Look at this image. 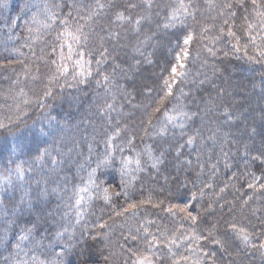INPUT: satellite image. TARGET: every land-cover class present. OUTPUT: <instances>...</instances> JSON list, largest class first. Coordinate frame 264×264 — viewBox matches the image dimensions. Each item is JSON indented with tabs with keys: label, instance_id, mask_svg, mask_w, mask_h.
I'll return each mask as SVG.
<instances>
[{
	"label": "trees",
	"instance_id": "1",
	"mask_svg": "<svg viewBox=\"0 0 264 264\" xmlns=\"http://www.w3.org/2000/svg\"><path fill=\"white\" fill-rule=\"evenodd\" d=\"M183 1L0 0V264H264V0Z\"/></svg>",
	"mask_w": 264,
	"mask_h": 264
},
{
	"label": "rangeland",
	"instance_id": "2",
	"mask_svg": "<svg viewBox=\"0 0 264 264\" xmlns=\"http://www.w3.org/2000/svg\"><path fill=\"white\" fill-rule=\"evenodd\" d=\"M189 5L185 4L183 0H174V7L173 10L170 13V22L169 27L175 28L179 27L182 24L185 23L187 18L189 17ZM34 13V12H33ZM3 36V33H0ZM0 35V36H1ZM187 57V52L184 53L181 56L177 58L176 65L173 70V74L177 77L182 74V70L185 65V58ZM138 149V148H136ZM158 158L155 156H152L151 152H146L143 154L140 149L134 151H130L125 154L122 161H120V169L121 173L123 175V180L125 182L130 181L129 184L134 182V177L139 173V171L144 168L145 166H153L154 163H156ZM80 170L86 172L82 173L80 175V181L82 183L78 184L72 189L71 195L77 197V206L78 210L81 208H84L86 205L93 200L94 197L104 195L107 198H109V192L107 189H104L103 187H99L95 185L94 182V173L92 169H87L88 165L85 163H82V165L77 166ZM127 184V183H126ZM76 211V212H77ZM72 216L73 219L77 221V223L81 224L84 221V218H82V214L76 215L75 214H68V218ZM69 224L67 222L63 223L61 226H68ZM72 227V226H71ZM37 240H45L44 235L42 234L38 238H35L34 235H28L24 236L23 241L18 247L14 248V250L11 252L12 255L9 258V264L12 262L18 263L24 261L28 256L32 255L34 252V244L32 245L30 242H35ZM39 244V241H37ZM36 245V243H35Z\"/></svg>",
	"mask_w": 264,
	"mask_h": 264
}]
</instances>
